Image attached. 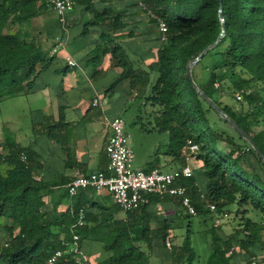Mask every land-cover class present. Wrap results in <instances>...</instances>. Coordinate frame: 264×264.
Instances as JSON below:
<instances>
[{
	"label": "trees",
	"instance_id": "obj_1",
	"mask_svg": "<svg viewBox=\"0 0 264 264\" xmlns=\"http://www.w3.org/2000/svg\"><path fill=\"white\" fill-rule=\"evenodd\" d=\"M120 1L76 0L67 15L86 17L78 37L98 32L87 62L98 66L110 58L120 74L108 91L127 80L134 98L146 97L159 109L151 129L168 133L166 154L173 162L184 165L183 148L188 140L198 146L190 163L193 176L182 182L197 217H212L207 204H214L217 214L235 205L236 215L243 216L242 228L231 235L224 236L215 224L206 230L210 255L205 264H240V255L246 257L243 264H264V0H127L131 6L124 9L119 8ZM142 4L159 33L160 20L167 27V40L161 42L159 34L155 39L157 60L145 69L135 65V53L121 44L123 39L139 36L132 26L141 21L129 19L139 15ZM49 11H53L49 0H0V101L33 93L42 75L54 65L57 54L20 34L21 25ZM144 32L146 36L152 31ZM62 35L64 40L65 31ZM195 60L190 69L192 84L188 67ZM229 83L236 96L241 94L240 109L216 97ZM211 111L233 134L218 129L208 116ZM33 159L34 152L12 136L0 142V226L5 220L0 232V264H46L54 251L63 249V240L72 239L71 227L80 204L72 213L58 214L53 200L65 191L57 193L37 179ZM154 168H159L158 156L145 171ZM158 204L173 213L155 215ZM94 207L100 212L85 208L86 223L76 233L80 243L88 238L101 243L108 257L98 264H147L154 249L166 248L174 217L186 211L179 199L168 196H149L143 206L127 213L115 203H92ZM248 208L260 214L259 221L246 216ZM121 213L124 217L116 218ZM191 245L188 229L180 252L171 254L178 260L187 255L191 261L195 257ZM58 264L83 261L69 254Z\"/></svg>",
	"mask_w": 264,
	"mask_h": 264
},
{
	"label": "crops",
	"instance_id": "obj_2",
	"mask_svg": "<svg viewBox=\"0 0 264 264\" xmlns=\"http://www.w3.org/2000/svg\"><path fill=\"white\" fill-rule=\"evenodd\" d=\"M74 17L70 14L67 22L71 23ZM70 23L66 26L64 35L65 46L60 63L61 60L63 62L59 67L55 68L53 65L50 69L54 80L49 85L41 78L37 82V87L41 91L18 96L25 100L29 114L35 116L33 126L40 128L39 130L33 129L34 136H30L26 134L24 128L20 127L13 131V138L20 145L34 152L33 165L38 169L35 177L48 183L57 193L65 191L64 196L53 200L57 203L58 214L66 211L72 213L77 208V203L80 204L78 208L86 205V209L95 213L100 210L96 207L91 208L92 203L105 206L114 205L112 197L106 191L96 192L92 189H84L72 199L66 192V185L77 172L88 174L106 169L108 157L105 146L111 134L109 123L115 117H120L118 115L127 107L129 101L134 99L135 93L131 94L129 91L127 80L120 82L114 91H108L119 77V69L112 66L110 58H106V63L100 68L95 69V66L89 68L90 63L87 62V56L94 47L92 41L94 37H98V32L94 30L95 32L91 33L90 37H78L82 28L78 30L73 23L72 25ZM139 24L141 23L137 25ZM137 29L140 28L137 27ZM150 31L152 32L148 38L145 35L141 37L142 35L139 34V37L126 38L121 41V44L130 48V53H135L136 56L132 59L135 65H139L142 69L157 60L159 44L155 40V32ZM66 56L71 57L77 65L69 66L65 61ZM63 69L65 71L62 74L56 72V70ZM108 74L112 75L106 79ZM66 79L69 81L67 82ZM84 82L87 85H83ZM53 87L59 88L60 91H51ZM75 87L80 88V91H73ZM95 98L100 100L101 105H93ZM36 134L37 137H35ZM41 146L42 153L38 150ZM148 157L144 161H147ZM168 157L166 165L170 166L171 170L182 165L173 162L169 155ZM159 168L164 170L161 165ZM83 203L86 204L81 205ZM155 209L156 211L162 210L164 215L173 213L165 212L161 204H158ZM122 217H124L123 213L118 214L116 218ZM80 246L82 255H76V257L82 261V256H85L87 261L83 264H98L108 257L101 243L93 238L82 240ZM151 254L153 253H150L149 257ZM242 256L238 258L240 264L244 261Z\"/></svg>",
	"mask_w": 264,
	"mask_h": 264
},
{
	"label": "rangeland",
	"instance_id": "obj_3",
	"mask_svg": "<svg viewBox=\"0 0 264 264\" xmlns=\"http://www.w3.org/2000/svg\"><path fill=\"white\" fill-rule=\"evenodd\" d=\"M127 0H122L123 2L120 5V9L130 7L125 2ZM141 10L138 16L129 19V21H141L139 25L136 24V27H133L134 32L140 34L144 31H150L154 28L156 37L159 34L156 24H153L149 21L148 13L144 11L143 4L140 5ZM86 19L85 16L82 17L81 14L76 15L72 20L76 29L80 30L82 28V23ZM70 23V22H69ZM67 18L64 21L54 12L49 11L41 14L39 17L33 19L31 22L25 23L20 26L21 37L25 40H35L40 44L45 50L50 51L51 54H57L56 62L54 67H59L60 58L62 56V51L65 46V41L63 40V32L66 31V26L69 24ZM70 23V24H71ZM72 25V24H71ZM131 27V26H130ZM137 27L140 29L138 30ZM75 29V28H74ZM149 35L145 37L148 38ZM139 37V36H137ZM143 37V36H141ZM160 37V34H159ZM161 41V39H160ZM162 42V41H161ZM67 57L65 61L67 63ZM97 63V62H95ZM106 63V59L100 63H97L98 66L94 63H90L88 67L95 69L100 68ZM74 71V69L72 70ZM112 74H108L106 79H109ZM54 80L53 76L50 74V71L45 72L42 75V81L45 83H50ZM67 82L69 79H66ZM83 85H87L86 82ZM110 86V85H109ZM218 86V84H216ZM35 91H41L36 86ZM51 91H60L59 88H51ZM73 91H80V88H74ZM231 83L227 84L225 88L216 94V97L223 104L231 105L236 109L242 107L240 100H237L236 93ZM58 94V93H56ZM56 94L54 96H56ZM158 108L153 107L146 97H139L130 100L127 107L118 115L125 122V132L128 135V142L130 147L134 152V168H146L148 164L154 159L155 156L159 158V165L164 168L165 171H170V166L166 165V159L168 155L166 154L167 146L169 142L168 133H160L151 129L155 126ZM209 118L212 122H216L218 129H227L230 133L233 134L232 129L228 124L224 123L213 111L209 113ZM34 115L32 116L28 112V106H25V100L20 97L7 98L0 101V142H3L6 136L13 137V131H16L20 127L24 128L26 134L34 136L33 129H38L39 126H33ZM137 121V122H136ZM37 137V134L36 136ZM42 139V138H41ZM42 153V146L38 148ZM157 154V155H156ZM148 157L147 161H144ZM144 162V163H143ZM142 164V165H141ZM156 210V209H155ZM237 207L235 205L229 206L225 209V213L228 214L219 224L218 228L224 236L231 235L234 231H239L242 228V215H236ZM188 213L183 211L180 217H174V227L170 231V235L167 239L171 243V248H156L152 252L147 264H205L209 255V236L206 234V230L210 229L214 224V218L216 214L211 213V218L205 220L202 217L191 216L188 218L186 215ZM155 215L162 216L163 211L157 210ZM247 217H250L254 221H259L260 214L256 211H252L248 208L246 214ZM189 223L191 225L189 226ZM5 220H2V226H0V232L3 231ZM151 225L154 226L155 223L152 221ZM216 226V225H215ZM188 229L191 230V246L195 252V257L190 261L187 258V255L182 257L180 260L174 258L175 253H179V248L182 246L185 237L188 234ZM160 247V246H159ZM171 253H174L173 255ZM242 260H245L246 257L242 256ZM105 260V259H104Z\"/></svg>",
	"mask_w": 264,
	"mask_h": 264
},
{
	"label": "built area",
	"instance_id": "obj_4",
	"mask_svg": "<svg viewBox=\"0 0 264 264\" xmlns=\"http://www.w3.org/2000/svg\"><path fill=\"white\" fill-rule=\"evenodd\" d=\"M76 5V0H49V6L61 18L65 20ZM160 39L167 40V27L163 21L158 22ZM67 64L75 67L77 63L67 57ZM242 91H251L243 89ZM241 94L237 95V100ZM94 106L101 105L98 98L93 100ZM111 134L105 146L108 157V165L105 170L81 174L77 172L71 181L66 185L67 194L75 198L84 189H92L96 192L106 191L114 203L125 213L139 209L147 201L149 196L175 197L181 201V205L190 215L196 216L197 212L188 195L187 187L183 180L193 176V169L190 165L193 156L198 152V146L188 140L183 148L184 165L171 171H164L154 168L150 171L136 169L133 166L134 152L129 145L128 135L125 132V122L121 117H115L110 123ZM211 213L216 214L214 224L219 226L221 221L228 216L227 213L217 214L214 204H207ZM86 223V209H77L75 222L71 227V240H63L62 247L54 251L47 259L46 264H58L60 259L69 254L82 255L80 249V236L76 233ZM167 247L171 243L167 241ZM83 262L87 261L85 256ZM254 264V262H253Z\"/></svg>",
	"mask_w": 264,
	"mask_h": 264
},
{
	"label": "water",
	"instance_id": "obj_5",
	"mask_svg": "<svg viewBox=\"0 0 264 264\" xmlns=\"http://www.w3.org/2000/svg\"><path fill=\"white\" fill-rule=\"evenodd\" d=\"M205 52V51H204ZM204 52L202 53V54H204ZM201 54V55H202ZM198 59V58H197ZM196 59V60H197ZM196 60L188 67V75H189V77H190V81L192 82V84H194V82H193V79L191 78V73H190V69H191V66L196 62ZM205 97V96H204ZM209 101V100H208ZM210 104L213 106V107H215L218 111H219V113H222V111H221V109L218 107V106H216L213 102H211L210 101ZM223 115V114H222ZM223 117H225V115H223ZM230 125L236 130V131H238L239 133H241V134H243L246 138H248V136L243 132V130L242 129H240L239 128V126L237 125V124H235L234 122H232V121H230ZM254 145V144H253ZM255 146V145H254ZM255 149H256V151H257V153L258 154H260V151H259V149L258 148H256L255 147ZM261 157H262V159H263V161H264V156L263 155H261Z\"/></svg>",
	"mask_w": 264,
	"mask_h": 264
}]
</instances>
